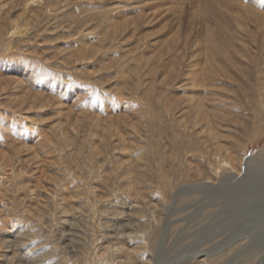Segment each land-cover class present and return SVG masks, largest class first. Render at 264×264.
<instances>
[{"label": "rangeland", "instance_id": "obj_1", "mask_svg": "<svg viewBox=\"0 0 264 264\" xmlns=\"http://www.w3.org/2000/svg\"><path fill=\"white\" fill-rule=\"evenodd\" d=\"M0 85V264H264V0H0Z\"/></svg>", "mask_w": 264, "mask_h": 264}, {"label": "bare ground", "instance_id": "obj_2", "mask_svg": "<svg viewBox=\"0 0 264 264\" xmlns=\"http://www.w3.org/2000/svg\"><path fill=\"white\" fill-rule=\"evenodd\" d=\"M15 1H16V0H15ZM25 1H26V0H25ZM37 1H38V0H37ZM13 7H14V6H13ZM13 7H12V9L15 8V7H14V8H13ZM28 11H29V10H28ZM174 11H175V10H174ZM10 12L12 13V10H11ZM154 14H155V13H154ZM21 18H22V17H21ZM255 18H256V17H255ZM160 19H161V18H160ZM257 19L259 20V18H257ZM16 20H17V19H16ZM16 20H15V21H16ZM27 20H28V18H27ZM13 21H14V20H13ZM15 21H14V22H15ZM17 21H18V20H17ZM21 22H22V21H21ZM22 23H23V22H22ZM149 23H150V22H149ZM19 24H20V23H19ZM19 24H18V26H19ZM25 24H26V23H25ZM23 25H24V24H23ZM23 25H22V26H23ZM16 26H17V24H16ZM27 27H28V25H27ZM15 30H16V29H15ZM18 31H19V30H17V32H18ZM193 31H194V30H193ZM17 32H16V33H17ZM22 32H23V31H22ZM3 33H4V32H3ZM158 68H159V67H158ZM14 78H15V80H16V77H15V76H14ZM7 79H10V78H7ZM11 80H12V79H11ZM17 80H18V79H17ZM18 81H19V80H18ZM7 82H8V81H7ZM9 83H10V81H9ZM9 83H8V84H9ZM13 83H14V82H13ZM6 84H7V83H6ZM10 84H11V83H10ZM17 84H18V83H17ZM17 84H16V85H17ZM1 85H2V84H1ZM1 85H0V86H1ZM18 85H19V84H18ZM3 86H4V85H3ZM9 86H10V85H9ZM1 87H2V86H1ZM5 87H6V85H5ZM12 87H13V86H12ZM14 87H15V85H14ZM7 88H8V87H7ZM7 88H6V89H7ZM3 89H4V87H3ZM0 151H1V150H0ZM0 154H1V152H0ZM2 154H3V153H2ZM4 155H5V154H4ZM4 155H2V156L4 157ZM0 156H1V155H0ZM6 156H7V154H6ZM10 157H11V156H10ZM10 157H9V158H10ZM13 158H14V157H13ZM10 159H11V158H10ZM2 160H3V159H2ZM5 160H6V159H4V161H5ZM6 161H7V160H6ZM7 162H8V161H7ZM41 162H42V161H41ZM0 164H1V162H0ZM235 176H236V175H235ZM238 176H239V175H238ZM221 181H222V180H220V183H221ZM208 184H211V183H208V182H202V183H195V184H187V185H184V186H182V187H184V188L187 189V190H189V189H190V190H196V189H200V188L203 187V186H207ZM182 187L179 188L178 191H179L180 189H182ZM5 224H6V223H5ZM1 240H2V239H1ZM4 243H5V241H4Z\"/></svg>", "mask_w": 264, "mask_h": 264}]
</instances>
